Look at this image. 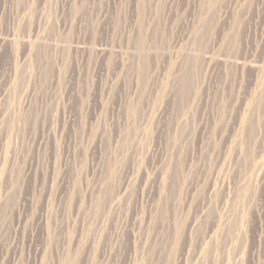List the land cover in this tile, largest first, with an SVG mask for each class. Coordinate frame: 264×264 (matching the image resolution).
<instances>
[{"label":"rangeland","instance_id":"1","mask_svg":"<svg viewBox=\"0 0 264 264\" xmlns=\"http://www.w3.org/2000/svg\"><path fill=\"white\" fill-rule=\"evenodd\" d=\"M0 264H264V0H0Z\"/></svg>","mask_w":264,"mask_h":264}]
</instances>
